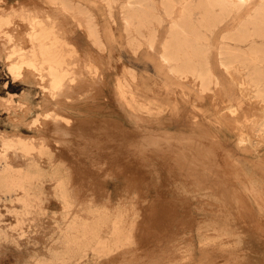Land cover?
<instances>
[{
	"label": "rangeland",
	"instance_id": "rangeland-1",
	"mask_svg": "<svg viewBox=\"0 0 264 264\" xmlns=\"http://www.w3.org/2000/svg\"><path fill=\"white\" fill-rule=\"evenodd\" d=\"M124 1L0 0V134L28 137L27 125L45 113L81 132L58 138L67 153L66 207L46 178L42 210L31 208L16 221L15 212L1 208L0 264H264V103L249 83L263 58L248 49L264 47V37H223L263 0H248L237 13L214 8L223 17L206 32L204 59H195L211 68L215 83L207 89L165 65L155 70L170 19L181 4L191 7L188 0H171L170 17L161 0H132L127 29ZM142 2L155 15L143 24ZM44 21L54 24L71 64L60 88L46 70L26 82L10 72L17 52H29L23 30ZM87 24L96 25L98 38ZM149 30L156 35L152 55L142 36ZM219 47L228 53L218 54ZM219 61L233 64L225 71ZM1 149L19 154L0 143ZM6 206L21 210L18 202Z\"/></svg>",
	"mask_w": 264,
	"mask_h": 264
},
{
	"label": "bare ground",
	"instance_id": "bare-ground-1",
	"mask_svg": "<svg viewBox=\"0 0 264 264\" xmlns=\"http://www.w3.org/2000/svg\"><path fill=\"white\" fill-rule=\"evenodd\" d=\"M185 2H186V0H185ZM160 3L164 6L165 14H167V16L170 17V13H171V9H172L171 0H161ZM247 3H248V0H188V4H189V6H191L190 8L187 7V2H186V5L181 4L180 9L178 10V14H176L175 17L170 19V26H168L169 28H167V30H166L165 38H163L162 41L159 43L158 47H160V51H159L158 55H159V60L161 63H160L159 68L155 69L156 72L158 73V72L162 71V66L165 65L168 68V70L172 71L173 74H176L178 77L183 78V77H186L188 75L194 76L195 79L199 80V85L202 89L209 88L210 84L213 81L215 83V79H212L213 76H211L212 75L210 72L211 68L207 62L195 61V59L203 58L202 56L208 50V47L205 43V41L207 39L206 32L210 33L212 28H214L215 25L219 21H221V19L223 17V16L218 17V16H216V14L214 15L213 14L214 8L219 7L221 12L222 11L223 12L234 11L235 13H237L242 8V6L247 4ZM134 4L135 3L132 0H125L121 6V8L123 7L127 12V14L125 16L126 19L124 22L125 29H127L129 27V25H132L130 16L127 17V15L129 12L134 10L133 9ZM138 4H136V5H138ZM137 8H138V6H137ZM150 10L153 11V7L151 8V3H149V2L143 3L142 2V24H143V21H148L147 19H149V20L155 19L154 14H148V11H150ZM194 11H196V12H194ZM80 12L83 13L84 11L80 10ZM253 12H254V14L248 20H244V21L240 22L238 24V26L234 29L233 32H230L223 37H225L227 39L234 40V41H238V42H242V41L247 40V39H252L254 37H264V0L259 2L258 4H256L253 7ZM192 14L194 16L196 14L198 15L196 18L193 19V21L191 20ZM51 21H53V20L51 19ZM51 23H49V25H47V23H45V21H44V25H40L38 22L37 26L30 27V28H26L24 26V24L20 25V26H22L21 28L27 29V30L26 29L23 30L22 34H25V35H23L24 36L23 40H25L27 43H29L31 45L29 46V52H28L30 54L28 55V53L24 52L28 56H26L23 53L20 54L19 53L20 51L17 49V51H19V52H17L19 54V55L17 54V56H19V57H17L18 61L9 65L10 70H11L10 72H12V74L15 76V80L17 82H26L27 80H32L31 75H34L35 72H38L39 71L38 69H40V70H46L47 71V75L49 78H51L53 85L55 87L60 88V86L62 85V81L65 79V76H66L65 74H66V70L68 68L67 66L70 63L67 62V60H68V58L66 57L67 54H65V52L63 50L62 40L59 37L60 35H58V32H56L57 31V30H55L56 28L54 29V24H51ZM31 25H33V23ZM87 25L90 27L89 30L87 29L89 31L90 35H94L98 38V31L96 29V25L95 24H91V25L87 24ZM59 26H61V25H59ZM55 27H58V25H56ZM64 28H65V26H64ZM200 28H203L204 31L203 32L200 31ZM248 28H251V29L249 30ZM7 31H8V29H7ZM7 31L5 33V34H7L6 37L8 36L10 39H12L13 35L10 34L12 31L11 32H9V31L7 32ZM59 31L61 32V30H59ZM21 35L19 36V38L21 37ZM142 36L145 37V39H146L145 41L147 44V49L149 51V54L150 55H152L154 53L156 54L155 49L157 48V46L155 44L156 43L155 31L149 30L146 32V34L142 32ZM0 37H1V35H0ZM16 37H17V35H16ZM14 38H15V35H14ZM249 42H250V44H253V41H249ZM19 44H21V43H19ZM14 45H15V43H14ZM23 47H25L24 42H23ZM248 49L252 55H257V57H253V59L254 58H260V57H261V59L263 58V61L261 60L259 62L260 64L263 65V67L262 68L255 67L250 72L251 74H250V82L249 83L253 89L252 92L254 93V97L257 98L259 101L264 103V57L261 56V55H264V47L249 46ZM15 50L16 49H14L12 54L16 53ZM22 51H23V49H22ZM223 51H224V53L227 52L225 49H222L221 47H219L217 52H218V54H223ZM70 52L72 53V50L69 51V53ZM258 55H260V57ZM9 57H11V56L8 55V58ZM86 59H87V57H86ZM231 63L232 62H229V61H219V65L225 71H227L231 67ZM41 79H42V76H40V80ZM211 79H212V81H211ZM216 82H217V79H216ZM242 82L244 84V81H242ZM40 85H41L40 81H38V87L39 88H41ZM68 90H70V89L67 88L66 91L68 92ZM47 116H49V115L47 113H45V114H42L43 120H40L38 118L37 119L34 118L33 120H31V122L27 125L28 129H26V130H30V132H31L28 137L18 135L19 133H15L13 135L10 134L12 136L0 134V143H1L3 148H6V149L14 148L15 151L17 150L19 152V154L11 155V154L5 153L4 149L3 150L1 149V151H0V223L3 221V220H1V217L3 216L2 214H3V211H5V210H6V212H12V211L15 212L14 215L16 217V221L22 215L29 213L31 208L38 207L39 210H42L43 207L41 205L43 204L44 199H46V193H45V182H46L45 179L46 178H48L49 180H52L54 182L52 193H53L54 197L56 198V200L60 204H62L63 206H65L69 203V199H68V195H67V189H66L67 186H66V182H65L64 173H63V171L65 170L63 168V165H64L63 157L67 156V153L65 152L66 150L64 149L65 146H63L60 143L61 141H59L58 138H60L62 140L64 135H69V134L72 135V134H74V132L76 133V135H78V133L80 134L81 132L74 131L73 125L67 126V125L62 124L64 122H61V120H65L62 116H59L57 114H54L50 117H47ZM46 118H49V119L47 120ZM45 120H47V121H45ZM20 122L21 123L23 122L22 124H24V121H20ZM14 132H16V131H14ZM134 135H136V134L134 133ZM61 136H63V137L61 138ZM139 136L140 135L138 134V137ZM127 138H128V136H127ZM137 143L139 144V142H137ZM63 149L65 151H63ZM52 157L56 158V160L53 161ZM17 158L23 159L25 163L29 164L28 165L29 168L24 167L23 165L25 163L23 164L22 163L23 161L18 162ZM30 164H32L35 168L30 169V167H31ZM17 165L18 166L20 165V166L17 167ZM52 165H53V167H51ZM46 166L48 167V169H46L48 171L50 170L49 168L51 167L50 173H48V171H43V167H46ZM68 192H69V190H68ZM69 195H70V193H69ZM49 201H51V200H49ZM17 202L21 204V210L18 212V214L16 213L17 210H14L15 207L13 208L11 206L12 204H15ZM46 203H47V201H46ZM46 203L44 202V205ZM7 204H10L11 208H7L8 207V206H6ZM49 205H47V206H49ZM2 207L4 209L3 211L1 209ZM17 215H18V217H17ZM11 218H14V216L12 215ZM85 219L86 218H84V220ZM94 219H92V220H94ZM100 221H102V219ZM91 222H93V221H91ZM85 224H86V222H85ZM77 225H76V222H73L72 228L76 229ZM3 228H4V226H3ZM1 229H2V227L0 224V234H1ZM91 229H94V228L92 227ZM61 230H59V231H61ZM63 230H65V229H63ZM78 233H80V232H78ZM77 234H75V235H77ZM84 234H86V233H84ZM92 234L93 233H91L90 236H92ZM97 234H98V232H97ZM2 237H6V235H4ZM10 237H9V239H10ZM65 237H66V235H65ZM9 239H7V240H9ZM0 240H2V239H0ZM69 241H70L69 238H67V242H69ZM81 241H83V240H81ZM13 244H14V242H13ZM73 245H74V243H73ZM57 251L58 250H56V253H57ZM53 257H55V256H53ZM54 262H56V261H54ZM60 263H61V261H60ZM247 264H249V263L247 262Z\"/></svg>",
	"mask_w": 264,
	"mask_h": 264
},
{
	"label": "crops",
	"instance_id": "crops-1",
	"mask_svg": "<svg viewBox=\"0 0 264 264\" xmlns=\"http://www.w3.org/2000/svg\"><path fill=\"white\" fill-rule=\"evenodd\" d=\"M45 99V101H47V98H44ZM49 101V100H48ZM25 103H26V101H25ZM31 109V108H30ZM28 111H30V110H28ZM29 117V114L27 115V116H25V120H27L26 118H28Z\"/></svg>",
	"mask_w": 264,
	"mask_h": 264
}]
</instances>
